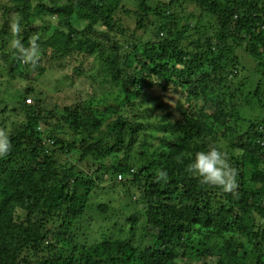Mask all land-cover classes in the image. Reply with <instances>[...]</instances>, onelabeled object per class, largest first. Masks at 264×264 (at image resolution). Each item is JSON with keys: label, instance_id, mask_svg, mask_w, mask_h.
Wrapping results in <instances>:
<instances>
[{"label": "trees", "instance_id": "trees-1", "mask_svg": "<svg viewBox=\"0 0 264 264\" xmlns=\"http://www.w3.org/2000/svg\"><path fill=\"white\" fill-rule=\"evenodd\" d=\"M11 1L19 15L18 38L26 47L35 38L39 49L53 48L66 56L80 53V72L94 56L107 73L97 81L99 100L95 94L73 108L47 110L40 98L34 97L37 101L29 105L24 96V125L9 137L10 151L0 157V264H176L194 248L193 241L206 244L234 230L256 244L253 252L248 253L242 243L226 241L216 262L208 261L209 253L196 264H264V228L260 230L253 218L255 213L264 222V113L246 130L229 135L238 132L232 127L239 118L234 101L255 100L257 108L262 107L260 82L245 92L244 78L235 84L243 67L232 53L234 46L247 40L264 80V0H175L177 13L138 0L142 11L136 13L135 28H125L123 34L110 25L113 14L123 9L120 0ZM184 4L194 5L198 12L192 15L195 22L188 19L180 27ZM32 11L37 17L56 16L68 33L55 27L51 37L41 41ZM73 14L86 24L80 47L72 44L77 33ZM152 15L159 21L151 39H146L149 28L144 22ZM98 22L105 27L101 31L94 25ZM188 30L197 40L186 35ZM100 33L110 46L91 37ZM111 33L134 38L129 51L118 52L124 68L112 54L118 47ZM6 34L2 29L6 39L0 48L8 43ZM182 35L186 44L180 42ZM188 47L197 50L188 53ZM0 57L10 75L22 67L45 72L44 67L22 65L14 50L2 51ZM150 90L162 96L154 110L168 109L161 116L151 117L150 107L141 108L143 94ZM176 100L185 109L177 110ZM174 110L179 113L176 120ZM212 127V144L227 153L238 174L233 193L201 185L186 172ZM225 135L230 143L222 146ZM150 146H154L152 158L141 163L139 153ZM160 171L167 172L166 181L157 179ZM105 174L116 181L121 175L119 183L138 189L136 202L142 204L144 220L140 222L128 204L123 205L129 212L124 220L132 233L140 226V238L149 239L151 245H136L131 237L111 231L99 240L79 235L90 195ZM109 206L100 202L97 209L107 211Z\"/></svg>", "mask_w": 264, "mask_h": 264}, {"label": "rangeland", "instance_id": "rangeland-1", "mask_svg": "<svg viewBox=\"0 0 264 264\" xmlns=\"http://www.w3.org/2000/svg\"><path fill=\"white\" fill-rule=\"evenodd\" d=\"M174 1L175 0H149L148 4L153 6L160 4V6L163 7L165 11L169 10V13H177V9L173 6ZM120 2V6H122L123 9L116 11L113 14V19L110 22V25L114 28V32L119 31L120 34H123L125 33L123 32L125 28H135L136 16L141 13L142 9L138 0H120ZM12 5L13 2L11 0H0V42L6 39V37L1 35L2 29H5L7 33L6 35L9 37V40H6V43L8 42L7 45L3 46V48H0V52L3 51L9 54L13 51L11 42L18 38V35H14L11 31V25L19 20V15L16 13L15 9H12ZM193 6L194 5L191 4H184V6H182L180 9L181 12L179 13L181 17L178 16L180 17V27L187 24L188 19L195 22V20L192 19V15H196L194 12H198V10ZM32 14L34 15V22L36 26L41 29V41H45L51 37L55 31V27H62L60 25L61 22L54 15H44L43 17H37L33 11ZM71 20L75 29L77 30L72 44L75 47H80L82 45L81 42L83 41L80 39L81 29H83L84 25L86 24L79 22L77 20L76 14L72 15ZM156 21H159V18L156 15H152L150 16L149 21L144 22L149 28L146 31L148 34L144 35L146 39H151L150 36L152 35V32L155 31L154 25L158 23ZM94 25L97 31H101L105 28L100 22H98V25ZM62 28L65 33H68L66 27ZM126 32L131 33V31ZM87 35L89 36L90 34L87 33ZM111 35L115 36L114 43H116L118 47L116 51L111 50L112 54L118 61L120 66L119 68H124L125 60L120 54H125L130 50V42L133 41L134 38L125 34L120 35L119 37L113 33H111ZM186 35L197 40V37L192 36L191 30H188ZM91 37H93V39L95 38L96 40H105L109 46L112 44L105 37L101 36V33ZM181 39L180 42L182 41L184 44L187 43L185 36L182 35ZM0 44L2 45V43ZM190 48L191 47H188V49H186L188 53L195 52L197 50ZM248 49L249 43L247 40H244L241 41L240 45L234 46L232 53V56L236 58V61H238L243 67L242 71L240 72V76L234 79L235 84L237 82L240 83L241 78L245 79L246 84L243 87L244 90L242 89L243 92L246 90H253L256 84L259 82L264 86V80L257 73V61L254 56L249 53ZM80 59V53H71L69 56H66L62 52L60 53L53 48H42L39 49V60L36 66L45 68V72L43 74H39V70H36L35 67L31 69L22 67L12 73L13 75H10L5 70V62H2L0 57V65L2 67V69L0 68V132H4L8 135V137H10L12 134H16L18 130L23 127L25 122V112L22 108V103L25 95H27V98L25 99L26 104L33 105L37 101L34 99V97H37L40 98L39 104H41V101H43V105L47 108V110L53 108L56 110H61L63 106H71L73 108L75 103L81 100H87L90 96H95V94L96 99L99 98L100 93L98 90H100V87L98 86L97 81L105 77L104 74L107 73L104 70L105 66L94 56H89L86 63L82 64L81 66V73L77 70L78 64L81 62ZM21 64L23 65L24 63L21 62ZM143 95H145L142 97L145 102L142 103V105L139 104V106L141 105V108L150 107L153 111L148 112L149 116L157 117L161 116L163 113H166L168 109H165L163 112L154 110V105H156L158 101L162 99L160 93L150 90L149 93L146 92ZM27 99H30L31 102H27ZM175 99L177 98H173V100ZM261 100L262 107L260 109L257 108L258 106L255 100H252L249 104L234 101L235 110L237 109L236 116L239 118L236 121L234 120L235 122L232 123V127L238 130V132L233 134L230 133L229 135H237L241 131L246 130L256 118H261L262 113H264L263 92L261 94ZM103 106L105 107V104H103ZM175 107L177 110L183 108L185 109V105L183 104L182 106V103L177 100ZM174 115L175 120L179 118V113L177 114L175 110ZM149 119H147V121ZM140 120L143 121L141 118ZM213 127L217 131L220 129L217 126ZM213 127L211 131L206 132L204 135V140L200 141L201 149L199 151L207 150L209 145L212 144L213 140L210 136L211 134L215 135ZM220 135L221 134L219 133V137ZM224 138L226 141L224 140L223 142H220V145H229L230 142L228 139L230 137L225 135ZM155 146L159 147L158 143H156ZM153 148L154 146H150L143 153H139L142 156V160L140 161L141 163H143L142 161H145L146 159L152 158ZM116 179L117 181L114 180V177L110 174H105L103 176V181L99 183L100 187L90 195L91 199L89 200V208L85 212V217L80 227L78 225L79 229H77V231L81 233L79 235L86 234L88 235L86 237H88L89 240L90 236H94L92 240H99L100 237H103L102 234L111 231L113 235L117 234L122 237H131L135 240L136 245H151V241L149 239H146L145 237L140 238L142 234L140 231H137V229H140V226H136V230H134L132 233L130 230V225L124 220L126 213H129L126 208L123 207L124 204H128L133 213L140 215V222L144 220V217L142 216V204L140 202H136L137 197H139L138 189L131 183H128L127 185L119 183L118 181L121 180H119L118 177ZM133 192L136 194L133 195ZM100 202H107L110 204L109 210H98L97 205ZM115 212H117V214ZM253 218L255 222L259 224L260 230H263V219L258 218L255 213L253 214ZM83 237L84 236H82V238ZM226 241H232L235 242V244L242 243L248 253L253 252L255 247H257L254 242H249L245 235L240 233L238 230H234L224 234L221 237H213L212 240L210 239L206 242V244L204 243L200 245L198 239L193 241L195 242V245H193L194 248H189L186 250V256L184 258H178L175 262L176 264H196L201 258L205 257L206 254L210 253V255L207 256V259L211 263H214L217 260V252L220 251V248L223 247V244L226 243ZM263 245L264 244H262V247L264 248ZM239 253L241 255L242 250H240ZM247 255L250 256L251 254Z\"/></svg>", "mask_w": 264, "mask_h": 264}, {"label": "clouds", "instance_id": "clouds-1", "mask_svg": "<svg viewBox=\"0 0 264 264\" xmlns=\"http://www.w3.org/2000/svg\"><path fill=\"white\" fill-rule=\"evenodd\" d=\"M19 22L11 25L14 35L20 32ZM11 47L18 58L25 64L35 66L39 60V45L32 39L26 47L19 38L11 42ZM29 103L31 102L30 99ZM26 100V101H27ZM11 144L9 137L0 132V157L8 154ZM186 172L196 178L201 185L218 188L224 193H233L238 187L237 171L231 166L227 153L216 144H210L207 150L196 152L186 166ZM158 180L167 179V172L160 171Z\"/></svg>", "mask_w": 264, "mask_h": 264}, {"label": "built area", "instance_id": "built-area-1", "mask_svg": "<svg viewBox=\"0 0 264 264\" xmlns=\"http://www.w3.org/2000/svg\"><path fill=\"white\" fill-rule=\"evenodd\" d=\"M27 102H29V100H27ZM43 143H46V144H49V145H52V141L51 140H45L43 141ZM118 179H122L121 175H118Z\"/></svg>", "mask_w": 264, "mask_h": 264}]
</instances>
